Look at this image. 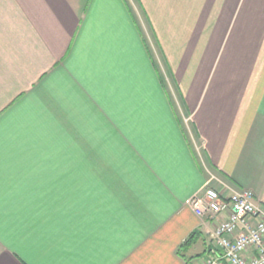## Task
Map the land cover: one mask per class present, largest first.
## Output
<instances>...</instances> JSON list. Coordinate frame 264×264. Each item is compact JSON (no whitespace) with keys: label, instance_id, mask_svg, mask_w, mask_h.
Masks as SVG:
<instances>
[{"label":"crops","instance_id":"1","mask_svg":"<svg viewBox=\"0 0 264 264\" xmlns=\"http://www.w3.org/2000/svg\"><path fill=\"white\" fill-rule=\"evenodd\" d=\"M206 184L264 208V0H0L4 264H200Z\"/></svg>","mask_w":264,"mask_h":264},{"label":"built area","instance_id":"2","mask_svg":"<svg viewBox=\"0 0 264 264\" xmlns=\"http://www.w3.org/2000/svg\"><path fill=\"white\" fill-rule=\"evenodd\" d=\"M191 203L208 228L212 253L200 264H264V208L249 188L206 184Z\"/></svg>","mask_w":264,"mask_h":264},{"label":"snow or ice","instance_id":"3","mask_svg":"<svg viewBox=\"0 0 264 264\" xmlns=\"http://www.w3.org/2000/svg\"><path fill=\"white\" fill-rule=\"evenodd\" d=\"M0 264H4V257L0 256Z\"/></svg>","mask_w":264,"mask_h":264},{"label":"rangeland","instance_id":"4","mask_svg":"<svg viewBox=\"0 0 264 264\" xmlns=\"http://www.w3.org/2000/svg\"><path fill=\"white\" fill-rule=\"evenodd\" d=\"M137 8L135 7V10H136Z\"/></svg>","mask_w":264,"mask_h":264}]
</instances>
